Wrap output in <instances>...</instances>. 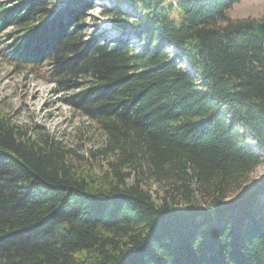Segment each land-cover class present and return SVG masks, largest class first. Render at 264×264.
<instances>
[{"label": "trees", "instance_id": "16d2710c", "mask_svg": "<svg viewBox=\"0 0 264 264\" xmlns=\"http://www.w3.org/2000/svg\"><path fill=\"white\" fill-rule=\"evenodd\" d=\"M107 1L112 43L87 35L94 0L57 11L51 0L0 1L7 63L48 62L51 82L76 91L71 105L104 134L97 159L112 156L85 167L0 112V264H264V181L226 201L264 155L255 22L228 17L241 0ZM153 183L186 210L154 202Z\"/></svg>", "mask_w": 264, "mask_h": 264}, {"label": "rangeland", "instance_id": "374dc122", "mask_svg": "<svg viewBox=\"0 0 264 264\" xmlns=\"http://www.w3.org/2000/svg\"><path fill=\"white\" fill-rule=\"evenodd\" d=\"M12 2L13 0H0ZM72 0H51L54 11L59 10L65 5H70ZM180 0H168L167 5H176ZM94 9L85 19V27H87V35L99 36L104 40L112 43L118 38V32L112 28L109 18L102 13L111 8V3L107 0H94ZM125 10L127 7H124ZM129 13L131 20L135 21L137 15L131 11ZM178 12L172 14V19L177 20ZM228 17L234 21L251 20L255 24L264 22V0H241L235 4L228 12ZM9 29L0 35V47H5L10 41L7 33ZM130 35V30L124 32L125 41H128L130 50L141 51L145 47L142 38ZM171 56L175 54L174 50L169 51ZM183 67L189 70L187 62H183ZM48 66L40 70H19L9 65L4 58V53L0 51V112L10 117L14 124L24 126L34 130V133L41 131L51 138L59 141L63 147L73 152L80 160L81 165L85 167L104 165L107 167L112 160V156L99 159L97 149L103 146L105 141L104 134L97 128L96 124L78 109L75 105H71V99L75 98L77 104V92L63 91V88L51 82L47 73ZM36 131V132H35ZM256 151L261 150L254 145V141L250 142ZM93 155V157H92ZM264 181V155L262 154L261 165L249 174L246 181L239 183L236 187H230L226 201H230L236 197L243 195L254 185ZM134 182L133 174L128 179V185ZM150 194L154 198V202L162 204L167 199L171 205L178 210H186L188 205L184 200L171 198L172 193L166 189V185L161 187L157 184H151ZM147 187H143L146 189ZM195 190V186L192 187ZM234 188V189H233ZM195 197L201 207L204 206L203 200L195 193ZM183 201V202H182Z\"/></svg>", "mask_w": 264, "mask_h": 264}, {"label": "water", "instance_id": "95a60500", "mask_svg": "<svg viewBox=\"0 0 264 264\" xmlns=\"http://www.w3.org/2000/svg\"><path fill=\"white\" fill-rule=\"evenodd\" d=\"M256 37L263 42L264 41V22L255 24Z\"/></svg>", "mask_w": 264, "mask_h": 264}, {"label": "bare ground", "instance_id": "6f19581e", "mask_svg": "<svg viewBox=\"0 0 264 264\" xmlns=\"http://www.w3.org/2000/svg\"><path fill=\"white\" fill-rule=\"evenodd\" d=\"M256 32V31H255ZM264 42V41H263Z\"/></svg>", "mask_w": 264, "mask_h": 264}]
</instances>
